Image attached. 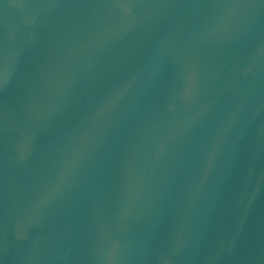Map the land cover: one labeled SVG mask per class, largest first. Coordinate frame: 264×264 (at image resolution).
I'll use <instances>...</instances> for the list:
<instances>
[{"label": "water", "instance_id": "1", "mask_svg": "<svg viewBox=\"0 0 264 264\" xmlns=\"http://www.w3.org/2000/svg\"><path fill=\"white\" fill-rule=\"evenodd\" d=\"M0 264H264V0H0Z\"/></svg>", "mask_w": 264, "mask_h": 264}]
</instances>
